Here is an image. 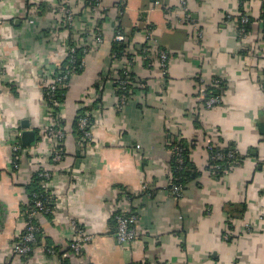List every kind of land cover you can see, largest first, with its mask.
I'll use <instances>...</instances> for the list:
<instances>
[{
    "label": "crops",
    "instance_id": "obj_1",
    "mask_svg": "<svg viewBox=\"0 0 264 264\" xmlns=\"http://www.w3.org/2000/svg\"><path fill=\"white\" fill-rule=\"evenodd\" d=\"M90 3L0 0V264H64L45 248L65 251L76 228L92 238L80 255L67 257L69 264H264L263 0ZM60 6L73 12L70 26L58 14ZM243 14L250 25L240 39ZM117 30L134 59L135 83L121 109L115 80L124 59L112 61L110 53ZM96 33L103 42L94 41ZM69 41L89 48L59 114L67 132L64 158L52 163L40 79L58 71ZM144 46L167 51L165 76L144 66ZM215 78L223 81L221 104L202 110L198 81ZM82 108L94 121L86 149L77 148L71 135ZM25 124L36 132L34 146L21 145ZM177 136L194 142V174L175 197L170 144ZM207 138L238 154L224 175L208 168ZM16 144L23 147L19 156ZM39 168L50 174L42 185L49 189L51 212L36 216L39 240L19 258L12 248L25 226L26 186ZM131 213L138 215L136 239L119 245L113 216Z\"/></svg>",
    "mask_w": 264,
    "mask_h": 264
},
{
    "label": "built area",
    "instance_id": "obj_2",
    "mask_svg": "<svg viewBox=\"0 0 264 264\" xmlns=\"http://www.w3.org/2000/svg\"><path fill=\"white\" fill-rule=\"evenodd\" d=\"M94 3V7L99 6V0H91ZM182 6L185 8V1H181ZM58 9V14L62 16L67 26H70L73 21V12L65 7L60 6ZM250 23V18L248 15H241L238 19V35L240 39H243L246 35V26H248ZM94 41L96 43L103 42L102 36L98 33L95 34ZM112 41L116 42H125V38L123 33L117 32L112 38ZM69 53H73L75 51V47H68ZM85 54H87V50L84 49ZM141 58L143 61V64L149 68H156L160 72L161 75L165 76L168 72V62H169V56L166 50L155 48L151 49L148 46H144L141 49ZM111 58L113 61L117 60L115 54L111 55ZM133 58L125 59L124 60V66L122 68L123 73L117 79L115 80V89L118 90L120 93L117 96V108L121 109L129 99V93L130 89L128 88L130 77L128 76L130 68L133 67ZM81 66L84 68L85 65V56L82 59V62L80 63ZM75 68H67L65 71H57L55 74L52 75H44L40 79L41 89L43 91V96L46 101V103L50 104L53 108L57 110V113L51 114V109L49 107V121L46 125L44 132L47 138L50 141L49 146L51 147V153L49 154V159L52 163H58L64 158V152L59 146L61 143L63 144V140L66 137V131L64 128L59 124L60 121V112L63 108V103H60L56 98H54V94L57 90L64 88L68 85L71 78L75 75ZM124 76V77H123ZM261 89L264 90V70L263 75L261 77ZM197 102L199 107L202 110H212L216 106L221 104V94H212L211 91H209L210 87L214 89H218L221 91L223 87V81L221 79L215 78L210 81L209 84L204 83L203 80L198 81L197 85ZM53 110V109H52ZM91 115L90 112H84L83 115H76L78 117L77 119V127L80 131V135L74 138L75 145L79 149H86L92 144L93 141V133H92V127L94 121L89 120V116ZM205 148L208 152L211 151V149H215L217 147L210 138H207L205 140ZM14 152H21L23 150L22 146L19 144H16L13 146ZM181 151L178 146H175L173 148V152L175 154H179ZM236 157V151L229 150L226 153L222 152H216L213 154L212 158L219 161H225L229 159H234ZM17 162V160H16ZM15 162L14 167L17 168L18 164ZM180 162V161H179ZM219 166L213 165V167L210 169L212 170V174L216 176V170ZM42 175L46 179H50L49 172H44ZM182 188L179 186H176L174 184H170V193L174 195L175 197L179 196L181 194ZM34 208L29 210L23 211V217L25 221L24 229L19 236L18 240L14 243L12 251L13 254L16 257L24 258L28 256L32 252V245L36 242L37 236L40 233V227L35 223L34 219L38 215L42 214H48L51 212V208L47 206L42 200H35L34 202ZM114 223H115V238L119 245H128L132 244V242L136 239V231H135V223L138 220V215L136 213L131 214H115L113 216ZM77 238L73 240L68 246V249L70 250V253L67 252H59L58 250H55L53 248H45V251L47 254L50 255H57L61 256V260L67 258L69 255H80L81 248L83 244L89 242L92 238L91 235L83 233L79 228H76ZM61 264V263H60Z\"/></svg>",
    "mask_w": 264,
    "mask_h": 264
},
{
    "label": "trees",
    "instance_id": "obj_3",
    "mask_svg": "<svg viewBox=\"0 0 264 264\" xmlns=\"http://www.w3.org/2000/svg\"><path fill=\"white\" fill-rule=\"evenodd\" d=\"M90 4L92 5V7H94L93 1H91ZM261 7H262L261 17L264 20V0H263ZM249 25L245 27L246 32H248V30H249ZM117 32H120V31L117 30L115 33H117ZM83 37L85 38V34L83 35ZM67 44H68V47L74 46L75 51L73 53H69V51L67 52V56H66L65 60L62 62V64H60V66L58 67V70L61 72V71H65L67 68H75V73L79 74L83 71V67L81 66L80 63L82 62V59L86 55L84 52V49L88 50L89 47L87 44L78 45L77 42L75 43L74 41L73 42L69 41ZM127 45H128L127 41H125V42L111 41V43H110L111 55L115 54L116 58H118L117 60H121L122 58L124 60L129 59L130 55L128 54L129 52H128ZM89 46H90V44H89ZM111 60H112V58H111ZM130 69L132 70V68H130ZM131 70L128 73V76L130 77L128 88L130 90H131V86L134 85V83H135V80H133L134 75H133ZM122 73H123V70L121 69L118 72L119 77L122 75ZM66 88H67V86L57 90L56 93L54 94V98H56V100H58L60 103H64V101H65ZM209 89H210L209 91H211L212 94H219L220 93V90H218V89H214L211 87ZM119 94L120 93L118 92V90H116V95L118 96ZM129 95H130V93H129ZM48 106L50 107V109L52 111L51 114L57 113V110L55 108H53L49 103H48ZM84 112H90V110L87 108H82L81 110H79L77 112V115L78 116L83 115ZM89 117H90L89 120L93 121L92 116L90 115ZM77 119H78V117L76 116L74 118L72 126H71V135L75 139L78 136V134L80 135V131L78 130V127H77ZM59 124L61 125L62 122H60ZM193 145H194V142L188 143L182 137H178V136L175 139H173V141L170 144V151H171V160H170V180H171V182H170V184H174L176 186H179L182 189L185 188V185H186L188 179L190 178L191 173L194 174V167L192 166V161L190 159V152H189V149ZM175 146H178V148L181 149V151L178 155L173 152V148ZM59 148H61L63 150L62 143L59 146ZM230 150H234V149H230ZM228 151L229 150L220 149L217 146V147H215V149H211V151L208 152V155H207L208 168L211 169L213 167V165L219 166L216 170V175H219V176L224 175L229 170V168L232 165H234L235 162L237 161V159H238L237 152H236V157L234 159L219 161V160H215L212 158L213 154L216 152L226 153ZM19 154H20L19 152L15 153V155H17V156H19ZM16 163L19 164V161H17ZM44 172H47V171H44L42 168H39L36 171V173L33 175L31 183L28 186H26L29 203L25 207V210L31 211L34 208L33 202L35 200H42L45 204H47V206L51 207L50 200H49V189H44V187L42 185L43 183H46L50 180L49 178L46 179L42 175V173H44ZM170 184H169V186H170ZM44 215H46V214H44ZM34 221H35V219H34ZM40 233H39V235H40ZM39 235L37 236L36 242L32 245V249L34 248V245L38 242ZM46 248H53V247L47 245ZM53 249L57 250V248H53ZM58 251L60 252L61 250H58ZM63 252L70 253V250L67 248ZM67 260H68V258L64 259L63 263L69 264V262H67Z\"/></svg>",
    "mask_w": 264,
    "mask_h": 264
},
{
    "label": "water",
    "instance_id": "obj_4",
    "mask_svg": "<svg viewBox=\"0 0 264 264\" xmlns=\"http://www.w3.org/2000/svg\"><path fill=\"white\" fill-rule=\"evenodd\" d=\"M24 129L21 134V145L24 147L34 146L36 143V132L33 130H28V125H22Z\"/></svg>",
    "mask_w": 264,
    "mask_h": 264
}]
</instances>
